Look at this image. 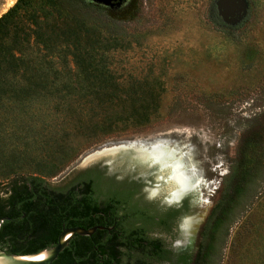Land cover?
I'll use <instances>...</instances> for the list:
<instances>
[{
    "label": "trees",
    "instance_id": "16d2710c",
    "mask_svg": "<svg viewBox=\"0 0 264 264\" xmlns=\"http://www.w3.org/2000/svg\"><path fill=\"white\" fill-rule=\"evenodd\" d=\"M110 21L103 5L83 0H18L0 18V134L13 135L18 157L53 158L64 170L93 147L163 120L167 90L114 63ZM10 178L0 182V250L37 254L66 229L99 227L76 235L53 264L152 263L159 241L151 234L163 223L156 205L140 206L137 181L60 188L36 175ZM263 185L264 127L244 133L214 211L218 259L236 215Z\"/></svg>",
    "mask_w": 264,
    "mask_h": 264
},
{
    "label": "rangeland",
    "instance_id": "374dc122",
    "mask_svg": "<svg viewBox=\"0 0 264 264\" xmlns=\"http://www.w3.org/2000/svg\"><path fill=\"white\" fill-rule=\"evenodd\" d=\"M17 1L0 0V18ZM83 1L108 10L114 63L165 87L158 111L163 120L143 133L93 147L64 170L53 158L18 157L13 135L0 134V182L5 186L13 175L27 174L53 186L69 183L90 156L141 141L181 152L188 173L209 183L199 193L218 201L244 133L264 127V0H246L247 12L231 23L217 15L219 0ZM129 163L117 173L141 170ZM153 174L149 180L155 183ZM217 264H264V185L236 215Z\"/></svg>",
    "mask_w": 264,
    "mask_h": 264
},
{
    "label": "flooded vegetation",
    "instance_id": "af4514ba",
    "mask_svg": "<svg viewBox=\"0 0 264 264\" xmlns=\"http://www.w3.org/2000/svg\"><path fill=\"white\" fill-rule=\"evenodd\" d=\"M127 163L125 162L123 166H126ZM95 178L103 179L105 182L108 179L119 183L127 180L137 181L142 186L136 195V199L141 202L140 206L146 208L149 204L156 205L158 213L156 219L163 224L161 231L151 234L150 239L159 241V246L153 250L151 264H215L214 260H218L216 251H213V247L216 245L214 242L216 238L214 211L220 199L211 202L205 194H200L197 191L188 192L181 201L170 204L165 201V198H152L147 188H144L143 181L123 172L111 174L102 163L91 164L76 171L69 183L64 179L63 183L57 187L77 186ZM188 221L192 222L194 226L192 233L186 236L185 225Z\"/></svg>",
    "mask_w": 264,
    "mask_h": 264
},
{
    "label": "water",
    "instance_id": "95a60500",
    "mask_svg": "<svg viewBox=\"0 0 264 264\" xmlns=\"http://www.w3.org/2000/svg\"><path fill=\"white\" fill-rule=\"evenodd\" d=\"M106 2L112 1V0H104ZM246 0H219L217 3V11L218 16L225 22V23H231L236 22L245 15L247 12L246 9ZM139 143L143 145H147L148 147L153 145L146 142L141 141H135L131 142L130 144ZM130 144H122L120 146H128ZM130 161V167L134 168L135 165L139 164L141 170L137 174H131L135 177L137 180L143 181L148 186L153 185V188L147 187V190L150 192L154 188H163L166 183L163 180L159 179V176L161 175V171L158 168V166L148 167L147 163H144L142 160H140L137 155L136 151L132 148L127 149H121L118 151L115 155H108L105 157H102L101 159H97L91 162H86L84 165H91L101 162L103 166H106L108 168L109 173L116 174L117 171L122 168L123 164L125 162ZM150 173H154L153 175L156 177L155 183H152L149 180ZM166 194L163 193L162 195L158 196L160 199L165 198ZM157 198V197H152ZM6 219H2L0 221V229L2 227V223ZM99 227H95L91 230H85L82 228H74V229H66L63 231V233L60 235L58 244L56 247L50 249V250H44L37 254H31V255H11L8 254L5 251L0 250V264H53L55 262L59 255L64 251V249L69 245L70 241L76 236H92ZM103 229V228H101Z\"/></svg>",
    "mask_w": 264,
    "mask_h": 264
},
{
    "label": "bare ground",
    "instance_id": "6f19581e",
    "mask_svg": "<svg viewBox=\"0 0 264 264\" xmlns=\"http://www.w3.org/2000/svg\"><path fill=\"white\" fill-rule=\"evenodd\" d=\"M127 148L134 149L137 157L144 163H147L149 168L158 166L161 171L159 179L165 181L166 185L163 188L151 190V197L160 196L165 193V201L173 204L181 201V199L188 192H200L209 187L208 182L196 178L193 174L188 173L185 167L186 162L184 163L182 158L183 154L181 152L162 143L153 144L149 147L139 143L130 144L128 146L112 147L90 156L86 159V162L101 159L102 157L108 155H115L121 149ZM193 226L192 222H187L185 225L186 236H189L192 233Z\"/></svg>",
    "mask_w": 264,
    "mask_h": 264
}]
</instances>
